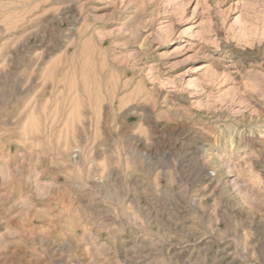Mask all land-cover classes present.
Segmentation results:
<instances>
[{"label": "rangeland", "instance_id": "374dc122", "mask_svg": "<svg viewBox=\"0 0 264 264\" xmlns=\"http://www.w3.org/2000/svg\"><path fill=\"white\" fill-rule=\"evenodd\" d=\"M0 264H264V0H0Z\"/></svg>", "mask_w": 264, "mask_h": 264}, {"label": "bare ground", "instance_id": "6f19581e", "mask_svg": "<svg viewBox=\"0 0 264 264\" xmlns=\"http://www.w3.org/2000/svg\"><path fill=\"white\" fill-rule=\"evenodd\" d=\"M237 153V151H235V150H230L229 152H228V156H233V155H235Z\"/></svg>", "mask_w": 264, "mask_h": 264}]
</instances>
